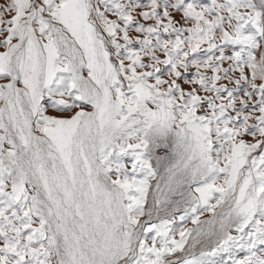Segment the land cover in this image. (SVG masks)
<instances>
[{"label":"snow or ice","instance_id":"6c2138e0","mask_svg":"<svg viewBox=\"0 0 264 264\" xmlns=\"http://www.w3.org/2000/svg\"><path fill=\"white\" fill-rule=\"evenodd\" d=\"M0 264H264V0H0Z\"/></svg>","mask_w":264,"mask_h":264}]
</instances>
